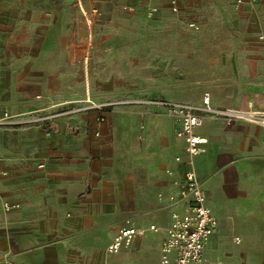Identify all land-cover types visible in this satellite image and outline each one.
<instances>
[{
	"label": "rangeland",
	"instance_id": "obj_1",
	"mask_svg": "<svg viewBox=\"0 0 264 264\" xmlns=\"http://www.w3.org/2000/svg\"><path fill=\"white\" fill-rule=\"evenodd\" d=\"M213 2L231 6L233 0H193V16L188 6L171 13L166 0H0V113L23 114L38 105L52 107L86 96L96 101L123 98L116 101L122 105L117 111L123 112L116 114L114 124L118 136L124 138L135 132L141 120L169 117L154 105L157 102H196L193 99L199 98L202 104L207 97L210 106L251 101L264 108V0L241 11H227L226 5ZM123 6L134 11H125ZM147 6L160 10L147 18ZM231 40L251 51L235 56L229 50ZM257 57L263 60L261 68ZM40 96L42 101L37 100ZM148 150L150 155L136 146L134 154L139 162H154L156 183L158 174L182 148L173 156L165 149L158 155ZM235 161L232 175L217 162L212 166L214 174L222 180L226 171L237 180L243 174L245 157L236 156ZM249 161L254 168L260 167L257 157ZM159 190L151 185L140 193L155 201ZM143 203L145 210L133 214L141 222L131 223L128 217L124 223H155ZM217 219L220 231L205 249L207 261L264 264L259 230L244 238ZM141 242L116 256L136 254ZM133 262L125 257L120 264Z\"/></svg>",
	"mask_w": 264,
	"mask_h": 264
},
{
	"label": "crops",
	"instance_id": "obj_2",
	"mask_svg": "<svg viewBox=\"0 0 264 264\" xmlns=\"http://www.w3.org/2000/svg\"><path fill=\"white\" fill-rule=\"evenodd\" d=\"M261 2L239 8H235L234 0L231 6L219 2L212 5H226L227 11H241ZM166 3L173 13L168 0ZM185 6L190 8L193 16V0H178V11L173 14H178ZM156 8L157 15L160 9ZM190 41L193 44V34ZM229 50L235 56L251 51L233 40ZM257 61L258 68H261L262 58L257 57ZM37 100L42 101V97ZM121 100L123 98L96 101L86 96L61 106L51 107L45 103L26 112L58 111L75 104ZM193 101L196 102H182L200 105L199 98ZM120 107L122 105L119 104L92 109L59 119L50 127L53 130L37 126L0 128V259L16 264H120L127 257L134 260L133 264H159L160 246L171 214L181 213L184 208L182 204L171 205L167 200L169 196L178 195L179 188L174 182L183 179L186 169L184 144L176 136L178 124L165 116L141 120L142 124L138 123L139 129L136 125L134 133L124 138L118 136L114 117L123 112L117 111ZM212 107L264 111L251 101L240 106L212 103ZM48 130L50 136L46 135ZM196 134L206 140L204 153L195 159L197 177L206 192L207 206L218 222V231L206 248L219 234L221 223L217 216L222 226L228 224L244 238L255 236L259 230L261 234L257 238L261 239L258 242L264 243V128L205 116ZM136 146L146 150V155H150L148 149L157 155L160 149H165L170 156L176 155L179 147L182 151L158 174L160 178L154 183L153 178L157 174L154 162L143 159L139 162L134 154ZM236 156L245 157L243 174L237 180L228 175L236 164ZM177 157L183 161L176 162ZM251 157L260 161L259 168L252 166ZM214 162L228 167L226 171L229 173L225 171L222 180L213 172ZM167 171L171 175H167ZM139 182L145 190L151 185L159 187L155 201L140 193ZM158 194H162V200L158 199ZM4 203L18 205L19 208L6 213L2 209ZM142 203L148 210L149 219L155 223H124L129 218L131 223L141 222L133 214L145 210ZM150 226L159 231H149ZM123 227L146 230L137 253L116 256L124 250L131 251L123 249L118 254H109L107 247ZM204 259L207 264H214L205 256Z\"/></svg>",
	"mask_w": 264,
	"mask_h": 264
},
{
	"label": "built area",
	"instance_id": "obj_3",
	"mask_svg": "<svg viewBox=\"0 0 264 264\" xmlns=\"http://www.w3.org/2000/svg\"><path fill=\"white\" fill-rule=\"evenodd\" d=\"M260 0H234L235 8L244 5H253ZM169 8L173 13L178 11V0H168ZM125 11H132L131 7H124ZM156 7L147 8L144 13L147 18H152L157 13ZM190 28L197 30L194 24ZM154 104V103H152ZM119 105V102L108 104L86 103L77 107L65 110L46 111V109L35 110L23 114H9L7 112L0 116V128L20 129L29 127L50 128L57 120L76 115L78 113L103 109ZM154 105L164 109L166 114L177 124L176 136L183 141L185 156L184 165L186 167L181 182L175 181L179 191L177 196L167 198L171 205L182 204L184 206L181 213L173 212L171 221L164 232V238L160 246L159 264H207L204 259V250L217 231L218 222L207 206V195L202 188L195 169V159L204 153L206 140L196 134V130L203 124L205 116L222 119L225 122L241 121L256 124L264 128V111L249 108L239 109H218L209 105L208 98L205 97L200 105H191L183 102H157ZM50 136V131H46ZM176 162H182L177 157ZM42 168V166H39ZM171 175L170 171L166 172ZM159 200L163 199L162 194L157 195ZM18 205L4 203L2 209L8 213L18 209ZM149 231L157 233L159 230L150 226ZM146 230L134 227H123L113 237L107 247L109 254H118L123 249H132L145 234ZM235 243H240L239 238H234ZM0 264H16L4 258L0 259ZM25 264V263H20Z\"/></svg>",
	"mask_w": 264,
	"mask_h": 264
},
{
	"label": "water",
	"instance_id": "obj_4",
	"mask_svg": "<svg viewBox=\"0 0 264 264\" xmlns=\"http://www.w3.org/2000/svg\"><path fill=\"white\" fill-rule=\"evenodd\" d=\"M46 129H50V130H53V128H46Z\"/></svg>",
	"mask_w": 264,
	"mask_h": 264
}]
</instances>
